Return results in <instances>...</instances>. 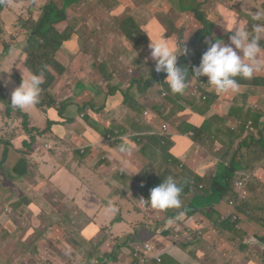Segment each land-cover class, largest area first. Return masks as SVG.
Wrapping results in <instances>:
<instances>
[{"label":"rangeland","instance_id":"374dc122","mask_svg":"<svg viewBox=\"0 0 264 264\" xmlns=\"http://www.w3.org/2000/svg\"><path fill=\"white\" fill-rule=\"evenodd\" d=\"M198 1L204 2L205 0H82L77 5L71 7L73 9L68 10L66 13L68 16L69 27L74 35L76 32H80L83 29V25L88 21H90L97 30H101L108 34L113 41V45L108 48L107 53L103 54L102 51H98L97 47L94 43H92L95 47L96 52L94 55H98L96 59L93 58V55L82 54L73 50L72 47L68 46L67 51L64 52L58 58V61L65 68L70 67L74 69H81L85 65V68H90L91 63L94 62L96 65L106 63L107 67L111 70L116 69L114 62L119 63L120 66L123 62L126 66H129L134 58H138V60L142 63L151 62L153 59L151 58V50L149 45L153 42L164 38L162 35L156 36V32L159 28L165 31L166 39H169V32L171 28L169 26L170 22L172 25H175L176 28H180L185 26L191 16L195 14L193 9L196 8L199 4ZM232 5H230V9L226 6H222L216 4L214 9L219 10L225 15V18H222L223 25L226 24L232 25L235 23L236 17L241 16V18L249 19L248 11L250 7L246 6L247 0H232ZM218 2V1H215ZM225 3H230L227 0H224ZM21 6H14L13 11L6 17L1 20L2 27L4 29V37L0 41V47L3 49L4 53H7L6 49L8 46L15 47L17 49H13L11 51L10 57L19 56L21 51L20 46L24 45L27 41V35L23 30V25L25 22L29 21L32 18V22H36L39 18L42 17L44 13V9H49L54 4L61 5L63 3L62 0H37L29 2L18 1ZM53 4V5H52ZM25 8H23V7ZM135 6V8H130ZM31 7V8H30ZM244 8L246 13L243 12ZM62 6L57 8V12H65ZM30 11V13L28 12ZM14 11L17 12V15L14 16ZM189 11L193 12L188 13ZM71 12V13H70ZM204 14L200 15L203 16ZM199 17V16H198ZM15 20V24L12 25V29H17L19 33H15L10 36L7 34L9 27H11L12 21ZM135 21L141 28V30L146 33L147 40L146 44L137 54L134 56V51L130 50V44L126 42H122L114 37L117 29L124 22ZM191 23V22H190ZM190 27L196 28L195 25L189 24ZM249 31L252 30V22L248 25ZM186 29V28H185ZM225 29V28H224ZM224 31V30H223ZM189 31L184 30L183 35L180 39L176 36L171 37L172 40L178 41H189L187 33ZM228 33L227 36H231L232 33ZM20 35V38H18ZM18 38V39H17ZM13 42L16 45H13ZM225 44H230V41H225ZM5 44V45H4ZM264 43L260 45L263 46ZM189 51L186 55L180 53L183 60L188 58L190 60V65L193 67L199 66L201 62V54L204 52L205 46L198 45L194 47L185 46ZM80 50V49H78ZM182 54V55H181ZM84 56V57H83ZM72 58V59H71ZM20 58H13L11 63L10 73L17 72L21 77L28 79L29 75L26 72H23L22 69L25 68L20 64ZM9 65V63L7 64ZM5 68V67H3ZM69 69V68H68ZM95 71L98 75L93 76L91 79L92 86L90 90H88V80L85 83L80 84L79 89L77 90V97H79L82 103L86 104L85 114L90 116L91 112L96 108L99 110L98 114H108L107 108L105 111H100V107L97 105H101L102 101L105 99L106 103L110 102L112 99H119L123 91L126 92L124 86H121V75L115 74L113 78L110 80V85L114 88V90H110L108 93V97L105 95V88L102 86L105 83V79L101 75V72L97 69ZM89 75H93V72H88ZM264 75V72H260L257 75ZM65 78L70 81L72 77L65 76ZM245 80L246 83H240L241 88L238 93L235 94H226L221 95L215 92V97L218 105L223 110L228 107H232L234 109L250 111L252 109V105L254 104L255 98L254 94L259 95L260 97L264 96V87H251L252 79H240ZM205 80L204 76L199 77V79L195 78L191 75L190 81L188 82L187 88L189 89L192 86H200V81ZM68 81H64L60 83V85L65 86ZM162 80L159 79V83ZM12 86L11 91H14L18 88L13 82L9 83ZM78 85V84H77ZM77 85H72L73 88L77 87ZM156 87V86H155ZM9 89V88H8ZM206 89L208 92H214L215 90L208 86ZM157 89L156 92H158ZM162 90L169 91L170 89L167 87H163ZM74 93V92H73ZM166 96H171L169 92H164ZM73 97L71 94H69ZM12 96V95H11ZM131 95H127V98H130ZM60 104L64 103H75L76 101L72 98H61V96H57ZM131 102V101H130ZM170 104V102H168ZM60 109L62 105H59ZM180 108L178 115L175 118L177 123H180L182 116V106H175ZM198 107V106H196ZM135 107L128 103V108L124 110L113 109L110 114L114 113V116L118 114V111L121 112V121H122V130L124 132V123L125 119L128 121H134L132 117H126L128 112L132 116L133 109ZM34 109L33 107L30 109H25L24 112H28ZM64 112L63 121L58 122L60 124H64V132L63 139L67 143L68 133L70 132L71 137L73 138L74 144L71 146L69 151L76 149L78 146L75 145L77 142V137L79 134H82L85 131H93L97 136V142H99V134L101 130H99L100 126L94 125L93 128L90 126H81L79 122L68 123L70 119L79 120L80 111H69L68 109H63ZM35 115L38 118H34L31 122V128H41L43 129L47 122V116L44 117L41 112H37ZM260 115H264V110L259 108L256 110V118L252 119V124L255 126ZM216 119L217 121H215ZM3 120V119H2ZM255 120V123L254 121ZM6 123H8V127H6ZM22 120H3V125L0 128V137H6L9 139V134L12 131H21L22 130ZM223 124V126L221 125ZM188 122L180 123L179 126L175 128V130L180 126H187ZM227 119L223 117H219L218 115H214L213 119H206L203 123V130L206 134L211 137L213 142L218 148V151L221 152L223 148L231 149L236 142V137L231 134V132L226 128ZM103 128H106L103 126ZM92 129V130H89ZM257 129V128H256ZM97 131V133H96ZM104 132H109L107 129H103ZM135 131V130H134ZM122 132V133H123ZM139 132V131H137ZM125 133V132H124ZM123 133V135H124ZM126 134V133H125ZM140 136H146L148 134L147 131L139 132ZM102 137V144L95 146V149H100V146L104 148L105 154V169L111 170L113 168V163L116 161L114 157H112V152H114L118 147V139L110 137L107 140L108 136L100 135ZM48 137H52L48 135ZM163 139L161 140V149H156L155 151L152 149H148L147 151H142V147L136 148V150H132V153H129L121 160V162H125L129 165H124L120 167L118 173L109 175V172H105L101 170L103 176L107 179H103L102 174L99 170H96L94 167H90L89 171L86 172L83 176L84 180L89 183L87 186H83L82 195H77V193H71L76 187L80 179H78L71 171L64 172L58 171L51 166H53V162L50 160V155L54 152L61 151L63 149L62 146H59L53 138H38L39 143L37 144L36 155L31 160V165H37L35 169L41 168V170H45V172L41 175H37L33 173L32 181H27L26 178H16L13 173H8L5 167H0V173L4 175H0V185H5L14 190L15 195H23L22 199H27L26 205H22L19 201L21 197L13 199L12 201H7L4 205V208L0 210V264H21L18 258L21 256V250L17 245L13 248H10L9 244H6L9 240L6 237V224L10 220H16L18 225H14L10 227L14 231L25 230L29 232V234L33 235L28 239V243H32L34 239L37 237L41 238L38 242L39 245V253L35 256L36 264H83L84 262V251L80 249L78 252L76 249L72 247V244H75V240H78L83 236L82 233L87 235V227L89 224H92L93 221L100 222L101 219L112 220L114 217L121 216L120 221V234L121 237L119 245L121 246L123 243H127L125 247L121 249L119 252V256L117 262H115V258L107 259L108 261L113 262L114 264H134L136 262V258L133 256V248L139 244H143L146 241H150L152 243L160 242L167 238L176 227H171L172 229H166L167 225V217L170 213L171 209L166 211H158L157 214L146 215L144 220L140 219V214L137 212L136 207L139 205L135 199H121V195L124 194H132V189L137 186V183L141 181L143 188L146 189V199H149L150 192L153 188L161 185L164 180L171 176L177 183L179 187L182 183V177L180 172L179 164L181 165V161L178 157H175L171 162L167 160V155L169 151L165 144L168 142L166 138L160 136ZM28 141V140H27ZM54 145L47 149L46 145ZM79 142H85V138H80ZM13 144V142H12ZM147 144L153 145V142L150 141ZM263 148V145H260ZM104 153V152H102ZM135 155L141 158L135 159ZM29 162V161H28ZM71 164V162H69ZM220 166V165H219ZM26 169H32L29 164H26ZM125 168L127 169L125 171ZM141 169V170H140ZM77 176L82 175L83 167L76 168ZM137 170H140L136 172ZM136 172V173H135ZM53 173H57L55 181L53 185H51L54 178H52ZM135 173V174H134ZM152 173V174H151ZM134 174V175H133ZM210 176L199 174L189 169V180L193 185L201 186L203 189L198 191V201L195 203H190L189 200L184 199H193V193H185L182 188L181 193V202L182 206L180 209H176L178 213L183 211L184 213L189 212L192 206H196L201 212L211 213L214 218L215 226L218 230H220L223 234L220 238H216L215 236L209 237V243L216 249V251L221 255L218 264H224L226 260L229 264H240V258L236 251L241 250V244L238 243L235 239L238 235L235 232V221H230L227 219H219V211L221 212V217L223 218L226 214L225 211L223 213L220 204L217 203L218 199H214V191L210 185L211 181ZM98 179H102L100 182ZM24 182L26 185H21ZM56 187V188H53ZM254 185L250 183H246L244 188L238 192H243L241 194L242 198L246 196L251 197L253 195ZM41 189V190H40ZM40 190V191H39ZM39 191L41 197L37 195ZM195 196V197H196ZM41 200L40 202V210H38L35 206L31 205V200ZM41 198V199H38ZM11 200V199H9ZM244 200V199H242ZM111 202V205L116 208L115 212L108 211V205ZM207 202V204H205ZM149 206V205H148ZM235 207V203L231 206ZM254 210L257 214H260L259 211H256L250 205L246 210V215L251 217L250 211ZM157 211V210H156ZM171 215V214H170ZM190 216V220L191 215ZM234 218L235 215H233ZM226 217V216H225ZM115 218V222H116ZM170 218H172L170 216ZM56 224L62 227L64 230L68 232V236H62L60 231L54 230L53 225ZM143 224L140 228V225ZM10 225V224H9ZM263 225V223H262ZM103 228L107 229L106 226ZM131 230V231H130ZM138 230V231H137ZM158 231V232H156ZM162 231V232H161ZM23 232V233H24ZM178 235H171L169 239L182 240L184 236V230H181ZM193 232L190 234V236ZM203 236V231L200 233ZM242 241H246V237L239 235ZM177 237V238H176ZM99 238V232L93 237V240ZM15 241L16 238H15ZM58 241H61L60 244ZM250 241V244H249ZM248 241L250 245V250H248L249 254L255 255L262 262H255V264H264V241L261 242L259 238H251ZM37 247V245H36ZM107 252L113 253V248H108ZM74 254H77L76 262L71 263V259L74 257ZM167 254V253H166ZM105 256L104 255L99 257ZM172 258V257H171ZM105 259L100 260V262H94L93 264H103ZM187 264H190L189 261H186ZM163 263V258H162ZM164 264H180L178 261H172L167 258L164 259Z\"/></svg>","mask_w":264,"mask_h":264},{"label":"trees","instance_id":"16d2710c","mask_svg":"<svg viewBox=\"0 0 264 264\" xmlns=\"http://www.w3.org/2000/svg\"><path fill=\"white\" fill-rule=\"evenodd\" d=\"M16 1H32L34 4V1L37 0ZM62 1L63 3L61 5L52 4L53 6H51L49 9L45 8L42 17L39 18L38 21L32 22L31 18L23 25V30L27 35V41L24 45L20 46L22 57L18 61H20V64L25 67L26 73L28 75L31 73L39 74L41 71L44 74L43 82L41 84L42 91L40 94L39 103L33 106L34 109H37L41 113H45L47 116V122L43 129L31 128L30 124L34 118L27 117L24 110L13 108L11 106L12 87L10 89L11 84L9 83L13 82L17 87H19L22 83L23 77H21L17 72L0 74V103L2 104V107H0V115L3 120L24 119L22 121V129L27 132L30 138L24 143L23 148L16 149L14 143L12 144L13 139L16 137L15 133L11 132L9 134V139L6 137H0V167L7 166L10 172H15L16 178H28V169L25 167L27 163L26 161L30 152H32L33 148H36L37 144L39 143L38 138L44 137L46 139L48 138V140L49 138H53V140L59 146L65 144V141L62 138L64 124L56 122V119L62 118L60 115L64 116V112L59 110V105H62L63 109L65 108L69 111L74 110L78 111V113L80 111V116H87V114H85L86 111L84 110L87 105L82 103V99L77 97V90L79 89L80 84L86 82V80H83V75L85 70L87 71L89 69L94 71L97 69L101 72L100 76L105 79L107 88H110V80L115 74H122L121 86H124L126 92L123 91V95L120 96V100L117 99L116 102L122 105V108L127 107L128 103L135 107L132 112L133 115L131 116L128 112L126 116L132 117L134 121H128L125 119L123 129L126 135H134V132L138 134L139 132H148V134L143 137H141L139 134L138 147L143 146L142 151H147L148 149H153L155 151L156 148L154 144L151 145L147 143L160 136L167 138L174 145H177L180 140H175V138L178 136L175 128L179 126L180 123H177L175 118L181 109L175 106L184 107V110L182 109V115L184 111L194 107L197 101V92L195 90V86H192L189 89L186 88L183 95H174L170 90H162L163 87H168L165 83L167 74L163 72H156L155 62L153 65L149 64V62L142 63L138 60V58L136 59L138 62H135V67L134 61H132L129 66H126L123 62L121 63L122 66H120L119 63L115 61L114 65L116 69L112 72L107 67L106 63H103L102 65H96L94 62H92L91 67L85 68V65V69H74L70 67L65 68L58 61L62 50H64L63 53L67 51V48L65 47L70 46L76 52H82L81 55L86 54L84 56L91 54L93 55V58L96 59L98 55L93 54L96 52V50L92 43H94L98 51H102L103 54H106L108 48L114 43L108 34L101 30H97L90 21L83 25V29L80 32H76L73 35L69 27L68 16L66 13L68 10L73 9L71 7L77 5V3L82 0ZM227 1L230 3H225L224 0H205L204 2L198 1L199 5L193 9V12L195 15L200 16L204 13H210V10H212L217 11L222 18H225V15L219 10H215L214 7L216 4H219L230 9V5H232L233 1ZM8 3L15 4V0H0V7L3 5L7 6ZM16 4L21 6L19 3ZM59 6H62L65 12H57V8H59ZM246 6L250 7L249 11L254 13L259 9L257 0H247ZM130 8H135V6ZM261 8L264 10V1L261 5ZM28 12L30 13L29 10ZM168 23L171 28L169 37L176 36L178 39H180L184 30L187 31V26L176 28L175 25H172L170 22ZM224 28L225 26L223 25L220 30L209 31L205 34L199 30H194L190 34V39L192 41H197L196 46L204 45L205 52L208 48L206 41H221L226 31ZM160 35H162L164 38L167 37L165 36V31L162 29V27L156 32V36ZM115 36L116 37L114 38L121 40L122 42L129 43V51L133 50L135 55L138 51H140L141 48L145 46L146 40L148 38L146 33L141 30L140 26L135 21L124 22L121 24V26L117 29ZM3 37L4 31L0 30V41ZM171 45L176 50L177 55H180L183 47L173 44ZM12 48L13 47L8 46L6 49L7 53L9 52L8 50ZM177 65L181 69L187 68L189 71V82L194 68L190 65V60L188 58L183 60L182 56H178ZM65 76L72 77V83L62 86L60 83H63L64 80L68 81ZM159 79L162 80L161 83H159ZM204 79L205 80L202 81L205 82V84H208V78L204 76ZM240 83L244 84L246 81L241 80ZM250 83L251 87H264V75L260 74L254 76ZM89 84L90 82L88 81V85ZM72 85H77V87L73 88ZM157 89H159L158 92H156ZM165 91L169 92L171 96H166L164 93ZM69 94H71L73 97H71ZM127 95H131V97L127 98ZM211 95L215 96V91L211 92ZM57 96H61V98H72L76 102L64 103L63 105L59 103ZM168 102H170V104ZM234 111L240 113L238 115V120L241 122L238 121V126L247 124L248 120H245V117L252 119L256 118V114H250L245 110L235 109ZM259 118L261 119H258L257 123H255V120H253L255 123V128H257L254 133H248L245 127L241 128L239 134L244 136V138L238 144V148L233 149L230 156L220 159L221 164L227 167V172L211 180L210 185L214 191V199H218L217 203L220 204L219 206L221 207L223 213L225 211L226 219L229 218L230 221H235L237 223L235 226L236 234L242 236L246 234V236L249 238L253 236L264 241V115H260ZM8 125L9 124L6 123V127H8ZM229 130L232 132L231 129ZM192 133V136L183 134L181 139L189 141L190 143H196L198 131L193 130ZM48 135L52 137H48ZM260 145H263V148ZM202 149L204 150V159L207 158L206 153L211 155V146H205L203 144ZM11 153H17L19 155L18 160ZM62 163L64 164L65 161ZM0 175L4 174L0 173ZM242 178H247L248 183L255 186L253 188V195L251 197L246 196L245 198H242L241 195L235 191V182ZM183 189L185 193H193V199L184 200H189L190 203H195L198 201V196L196 195H198V191L200 190L199 186L194 191H191L185 187ZM9 192L12 193L10 188ZM22 198L23 197H21L19 201L24 206L26 205L27 199ZM4 200L9 199H3L0 196V201ZM231 201L235 203L234 208L230 206ZM40 202L41 200H35L34 198V200H31L30 204L40 210ZM205 204H207V202ZM250 205L256 211H259L260 214H257L254 212V210H251L250 213L252 216H247L246 210ZM201 211L202 210L196 206H192L191 210L186 212L185 215L201 214V223L204 225L214 222V218L211 213L205 214ZM230 212H233L236 218L229 217ZM218 213L219 219H225V216L223 218L220 216V211ZM177 214L178 211H176V209H171L170 213L168 214L172 217L174 221L173 223L179 221V219H176ZM120 220L121 216H118L116 221ZM14 225H18V222L14 219L10 220L6 224V237L9 239L6 244H9L10 248H13L15 245L19 247L21 250V256L18 258V260L21 264H36L35 256H37L39 253L38 242L41 238L37 237L32 243H28V239L33 235L29 234V232L26 230L25 232L24 230L19 231V229L14 231L12 228L11 231L10 227ZM142 225L143 224L140 225V228ZM53 229L60 231L62 236H68V232L56 224L53 225ZM178 229L179 228L176 227V229L173 230L167 238L161 240L160 242L154 243L157 245L158 250H163L166 248L165 244H162V246L160 245L161 242L165 240L176 246H180V244H178L174 239H169L171 235H176ZM79 233L82 234L81 231H79ZM217 236L221 237L222 235L219 234ZM15 238L17 241H15ZM73 240L75 241L76 245H83L84 248L89 246V243L83 237L78 240ZM235 240L240 243L242 247L240 251L243 252L244 258L240 260V264H255L257 261L260 262V260L255 255L248 253V250L251 248L249 244L248 247H243L242 243L245 241L240 242L237 238ZM60 242L61 241H58L59 244ZM72 247L80 252V249H78L75 245L72 244ZM76 258L77 254H74V257L71 259V263L76 262Z\"/></svg>","mask_w":264,"mask_h":264},{"label":"crops","instance_id":"0c3cea01","mask_svg":"<svg viewBox=\"0 0 264 264\" xmlns=\"http://www.w3.org/2000/svg\"><path fill=\"white\" fill-rule=\"evenodd\" d=\"M263 1L264 0H257L260 10H262L261 5H262ZM16 2H18V1L15 0V4L14 3H8L7 6L3 5L2 7H0V30L4 31L2 24H1V20L8 17V15L13 11L14 6H19L18 4H16ZM210 12H212V10H210ZM215 12H217V11H215ZM243 12L246 13L245 8H244ZM16 15H17V12L14 11L13 19L15 18L14 16H16ZM212 21L215 23V25L213 27V31L220 30L221 27L223 26V21H222L221 16L218 18L212 17ZM15 23H16L15 20H13L11 23V27H9V29L7 31V34H9L10 36L14 35L15 33H19V31L17 29H12V25H14ZM18 38H20V35ZM262 43H264V40H262ZM13 45H16V43L13 42ZM263 46H264V44H263ZM13 49H17V48L13 47L12 49L8 50L9 51L8 53H4L3 49H1V47H0V74L10 73V70H11V63L10 62L12 61L13 58H20L21 59L22 52L20 53L19 56L10 57L11 51ZM134 56H135V54H134ZM136 59L137 58H134L132 60V61H134V67H135V62H138V60H136ZM8 63H9V65H7ZM3 67H5V68H3ZM82 69H85V68L83 67ZM22 71L26 72L25 68H23ZM88 72H93V75H89ZM95 75H98V73L96 71L90 70V69L87 71L85 70V73L83 75L84 79H89L88 80L90 82V84L88 85L89 91H92V90H90V87L92 86V82H91L92 79L91 78ZM99 76H100V74H99ZM64 81H67V80H64ZM71 83H72V81L70 79V81H68L67 84L69 85ZM102 86L105 88L104 93L107 97H108L109 91L114 90V88L111 85H110V88H107L106 83H104V85H102ZM11 87L12 86H10V89H11ZM12 93H13V91H12ZM253 97L255 98V101H254V104L252 105V109L250 111H247L250 114H256V110H258L259 108H262L264 110V96L260 97L259 95L254 94ZM109 99L107 98V99L103 100L101 106L97 105L101 108L100 109L101 112L105 111V109L107 108L108 114H98L99 110H97L95 108L90 116L81 115L79 117L78 121L76 119L68 120V123H72V124H73V122H79L81 126L87 125V126H90L91 128H93L94 125H98V126L102 127L99 129L101 131H100V133H98L99 134V142L97 144H96V142L98 139H97V136L95 135V133L93 131H85L82 134H79V136L77 137L78 140H77V142H75V145H77L78 147L84 148V154H81V152H78V151H69L71 146H73V144H74L73 138L71 137L70 132H69L68 137H67V143L65 142V144L62 145L63 149L61 151L54 152L50 155V160L53 162V166H51V168L58 170V171H64V172L71 171L78 179H80L79 184L76 187H74V189L71 193H77V195L83 194V191H82L83 186L89 185V183L84 180L83 176L86 172L89 171L90 167H94L96 170H99V172L101 174H102L101 170H104L105 172H109V175L111 176L113 174L118 173L121 166L129 165L125 162H121V160L123 158H125V156L127 154L132 153V150H136V148H138L139 134L134 132V135H126L123 132L122 121L120 118L121 112L118 111V114L115 116H114V113L110 114V112H112L113 109L117 110V108H120V110H124V109L128 108V106L125 108H122V105H120L116 102L117 99H112L110 102L106 103V100H109ZM0 107H2L1 103H0ZM59 110L62 111V108L60 109V106H59ZM234 110L235 109L232 107H228V108H225L222 110L220 108V105H218L217 101H215L212 105L208 101V103L205 105H201L198 107H192L191 109L184 111L182 118H181V121H180V123L188 122L189 125L180 126L176 129V133L178 136L175 138V140H180L178 142V144L174 145L170 140H168L166 138V141L168 143L165 145L169 151V154L167 155V160L169 162H171L175 157H178L181 161V165L179 164V167L181 168L180 172H181V177H182L183 188L185 187L191 191H194L198 187L197 185H193L190 182V180H189V169L193 170L196 173L210 176V177H212L211 180H213L215 177L227 172V170H228L227 167H225L221 164L220 159L223 157H226V156H230L232 154L233 149L238 148V144L244 138V136L239 134L241 128L245 127V129H246L249 121H252V118L245 117V120H248L247 124H244L242 126H238L237 125V123L239 121L238 115L240 113H237ZM37 112H39L37 109H32V110L25 112V113H26L27 117L38 118V116L35 115ZM41 114L44 117H46L45 113H41ZM214 115H218L219 117L226 118L227 119L226 128L228 130L231 129L232 130L231 134L237 138L235 145L231 149L226 147V148H223V150L221 152H219L218 148L215 149L216 145L213 142H211V140H213V139L211 137H209L206 134V132L203 130L204 121L206 119H213ZM60 116L63 117L62 115H60ZM26 118H25V120H26ZM15 120H17V119H15ZM214 120L217 121L216 119H214ZM62 121H63V118L56 119V122H62ZM239 122H241V121H239ZM2 125H3V120H2V117L0 115V128L2 127ZM21 125H22V123H21ZM221 125L223 126V124H221ZM103 126H105L106 128H103ZM103 129H107V130H109V132H104ZM89 130H92V129H89ZM193 130L198 131V135L196 137L197 138L196 143H190L189 141L181 139L183 134L189 135L190 133H192ZM255 130H256V128H255ZM122 132L124 133V135ZM12 133L16 134L15 135L16 137L13 139V143H14L16 149L23 148L24 143L30 139L27 132H25L24 129H22L21 131H12ZM96 133H97V131H96ZM100 135H103V136L107 135L108 136L107 140H109L110 137L118 139V147L111 154L112 157H114L116 159V161H114V163H113V168L111 170L105 169V165H106L105 154H106V152H105L104 148L101 146H100V149L94 148L95 146L102 144L103 139ZM80 138H85V142H82V143L79 142ZM162 139H163L162 137H157V138L152 139V142H153L156 149H161V140ZM121 144H127V146L129 147V151L122 153L119 150V146ZM203 144L205 146H211V155L206 153L207 158H205V159L203 158V153H204V150L202 149ZM36 150H37V147L33 148L32 152H30V154L27 158V161H26L29 164V166L32 168V169L27 170V175H29L28 178L26 177L27 181H32L33 173H36L37 175H41L46 170V169L41 170L40 167L35 169V167L37 165H33V164L31 165V160L36 155ZM102 152H104V153H102ZM11 154H13L15 156V158L18 160L19 155L17 153H11ZM135 159H139L140 161H142L141 158H139L137 155H135V158L132 159L131 161H133ZM63 161H65L64 164L62 163ZM17 162H20V161H17ZM69 162H71V164ZM80 167H83L82 175L77 176L75 169L80 168ZM5 168H6V171L8 173H10L7 166H5ZM126 170L127 169L125 168V171ZM140 170H137L136 172H138ZM11 173H13L15 175L14 171H12ZM56 176H57V173H53L52 178H54V180L52 181L51 185H53ZM102 177H103V179L107 180L103 176V174H102ZM98 180L100 182H102V179H98ZM26 184L23 182L21 183V185H26ZM9 188L10 187L5 186V185H1V187H0V196L3 199H11V200L0 201V210H2L4 208V205L7 203V201H12L13 199H16L18 197L23 196V195H15L14 190L12 188H10L12 193L9 192ZM53 188H56V187H53ZM202 189L203 188L200 186V190H202ZM56 190H57V188H56ZM39 191H38V193H39ZM132 191H133V193L131 195L123 193L120 197H121V199H135L136 202L139 203V205L136 207L137 212L141 215L139 220L142 221V220L146 219V218H144L146 215L158 213V211L152 209L147 204L140 202L141 198H143L144 200L146 199V189L143 188L141 181H139L137 183V186L135 188H133ZM242 193L243 192H241V194ZM115 218L116 217H114L112 220L101 219L100 222L93 221L92 224H89V226L87 227L88 237L86 236V234L82 233L83 236L85 235L83 238H85L87 240V242L89 243V246H87L85 249H81L76 244H73L78 249H81L84 251L85 257H84L83 264H93L94 262H100V260H102V259L103 260L105 259L103 264H114L117 262L119 252L121 251V249L123 247H125L124 243L121 246L119 245V242H120L119 238L121 237L120 226H121V222H124V221H116L115 222ZM169 218H170V216L168 215L167 221ZM191 218L192 219L190 220V216L184 215L182 218L179 219V221H177L175 223H172V224L167 223L166 229L170 230V229H172L171 227H178L179 229L190 228L191 230L196 232V235L193 237H190L189 238L190 242H188L187 244L180 245L182 248L180 246L173 245L172 243L168 242L167 240L161 242V244H160L161 246H162V244L166 245V248H164V249H169V252L163 257V263H161V264H164L165 258L172 260V261H178L180 264H187L186 261H189L190 264H218L219 263V259L221 258V255L209 243V237L215 236L218 239L220 237H218L217 235H219V234L222 235L223 233L216 228L215 222H211L207 225H204L203 223H201V219H200L201 214L191 215ZM103 226H106L107 229L103 228ZM202 231H203V236L200 235V233ZM98 232H99V238L93 240V237ZM156 232H158V231H156ZM244 236L246 237V240H248V241L251 238H256L253 236L249 238L246 236V234ZM237 239L240 242L242 241L241 237L239 235H238ZM248 241L242 243L243 247L244 246L248 247ZM249 244H250V242H249ZM109 247L114 249L113 253L107 252ZM104 250H105V256L99 257V254L101 256L104 255ZM236 253L238 254L240 260H242L244 258L242 251H236ZM110 258H115V262L113 263V262L107 260ZM224 264H229V262H227L225 260Z\"/></svg>","mask_w":264,"mask_h":264},{"label":"clouds","instance_id":"9594fccd","mask_svg":"<svg viewBox=\"0 0 264 264\" xmlns=\"http://www.w3.org/2000/svg\"><path fill=\"white\" fill-rule=\"evenodd\" d=\"M188 13L193 14L191 11ZM212 17L218 18L220 17V14L212 11L210 13H204L203 16L199 17L195 14L191 16L189 19L190 21L186 24L187 31L189 32L185 38H188L189 41H175L172 40V38H161L155 42L150 40L151 43L149 48L153 60L149 62V64L153 65L155 62L156 72L167 74L165 83L172 94H184L188 86L189 71L187 68L181 69L178 67L177 58L180 55H177L176 50L171 44L183 47L182 54L186 55L189 50L185 46L194 47L197 44V41H192L190 39L192 31L199 30L204 34L213 31L215 23L212 21ZM248 17L249 19H245L244 17L241 18V16H238L236 17L234 24L225 25V30L232 33L231 36H227L228 33H225L221 41H206L208 48L203 53L199 66L193 68L192 76L197 79L201 76L207 77L208 84H206V88L210 86L217 94L226 95L229 93H238L241 85L237 78L252 79L256 74L264 72V47H261L260 45V42L262 43V40H264V10L258 9L255 13L248 11ZM250 22H252L251 31H249L248 28ZM189 24L195 25L196 28L190 27ZM225 41H230V44H225ZM43 75L44 74L41 71L39 74L31 73L28 79H24L23 77L21 85L13 91L11 96V106L13 108L25 110L30 109L39 103ZM195 88L197 91V101L194 107L205 105L208 101L212 105L217 101L216 97L212 96L211 92H208L206 89L200 86H195ZM189 135L192 136L193 133H190ZM52 144L54 145V143ZM119 150L122 153L128 152L129 147L127 144H121ZM72 151H78L81 152V154H84V148L81 147H77ZM243 179L247 178H242L237 181ZM236 182L235 191L241 194V192L236 190ZM246 183H248V180ZM180 186L183 188V183H181ZM181 187H179L176 181L169 176L161 185L151 190L147 201L141 198L140 202L161 212L169 209H180L182 206L180 199L182 193ZM37 195L41 197L38 192ZM233 203L234 202L231 201L230 206H232ZM108 211H116V208L111 205V202H109ZM184 215L185 213L180 211L177 214L176 219H180ZM233 215L234 213L231 212L229 217L234 218ZM173 222L172 218H169L167 221L168 224H172ZM181 230H184L185 237L182 240H179L176 237L177 240H175L180 245L187 244L190 242L189 238L196 235V232L190 228L178 229L176 235L182 234L179 233ZM192 232L193 234L190 236ZM145 244H150L152 249L147 251L144 246ZM124 245L126 246L127 243H124ZM77 246L81 249H85L83 245ZM137 247L141 248L142 258L145 259V262L141 264H161L162 258L169 252V249L158 250L157 245L150 241L139 244ZM262 251H264V249ZM134 264H140V261L136 258Z\"/></svg>","mask_w":264,"mask_h":264},{"label":"built area","instance_id":"2783aa9c","mask_svg":"<svg viewBox=\"0 0 264 264\" xmlns=\"http://www.w3.org/2000/svg\"><path fill=\"white\" fill-rule=\"evenodd\" d=\"M199 85H200V87H202V88H206V86H207L204 82H200ZM195 90H196V88H195ZM196 92H197V91H196ZM246 130H247L248 132H250V133H254V132H255V127H254V125L252 124V121H249V123H248V125H247V127H246ZM51 143H52V142H51ZM52 146H53V144H51V145H46L45 147H46L47 149H49V148H51ZM247 180H248V179H243V180L237 181V182H236V190H237V191L242 190V189L244 188V186H245ZM231 204H232V203H231ZM144 246H145V249H146L147 251H150V250L152 249V246H151L150 244H145ZM133 256H134V258H137V259L140 261V264L145 262V259L142 258V253H141V248H140V247L135 246V247L133 248Z\"/></svg>","mask_w":264,"mask_h":264}]
</instances>
